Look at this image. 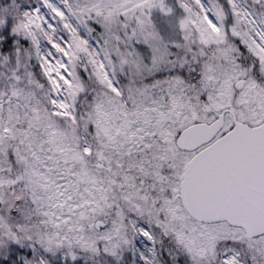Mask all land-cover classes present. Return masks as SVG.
I'll return each mask as SVG.
<instances>
[{"label":"snow or ice","instance_id":"obj_1","mask_svg":"<svg viewBox=\"0 0 264 264\" xmlns=\"http://www.w3.org/2000/svg\"><path fill=\"white\" fill-rule=\"evenodd\" d=\"M0 264H264V0H0Z\"/></svg>","mask_w":264,"mask_h":264}]
</instances>
